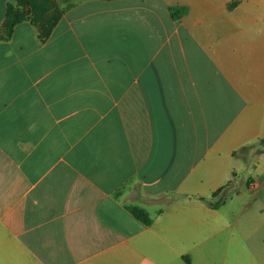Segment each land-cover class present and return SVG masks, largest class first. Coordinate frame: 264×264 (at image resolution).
Segmentation results:
<instances>
[{
    "label": "crops",
    "instance_id": "1",
    "mask_svg": "<svg viewBox=\"0 0 264 264\" xmlns=\"http://www.w3.org/2000/svg\"><path fill=\"white\" fill-rule=\"evenodd\" d=\"M56 4L0 41V264H264V0Z\"/></svg>",
    "mask_w": 264,
    "mask_h": 264
},
{
    "label": "trees",
    "instance_id": "2",
    "mask_svg": "<svg viewBox=\"0 0 264 264\" xmlns=\"http://www.w3.org/2000/svg\"><path fill=\"white\" fill-rule=\"evenodd\" d=\"M169 11L173 19H179L186 13L185 8H171ZM61 15L62 10L58 8L56 0H8L4 21L0 27V41L10 40L16 25L29 22L36 28L38 39L44 42ZM223 202L221 199L214 204L208 203V206L216 209ZM127 211L144 226H149L152 222L147 213L137 206H128Z\"/></svg>",
    "mask_w": 264,
    "mask_h": 264
},
{
    "label": "rangeland",
    "instance_id": "3",
    "mask_svg": "<svg viewBox=\"0 0 264 264\" xmlns=\"http://www.w3.org/2000/svg\"><path fill=\"white\" fill-rule=\"evenodd\" d=\"M59 8V7H58Z\"/></svg>",
    "mask_w": 264,
    "mask_h": 264
}]
</instances>
